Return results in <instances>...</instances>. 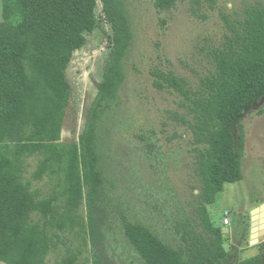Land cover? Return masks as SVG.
Listing matches in <instances>:
<instances>
[{"label":"trees","instance_id":"trees-1","mask_svg":"<svg viewBox=\"0 0 264 264\" xmlns=\"http://www.w3.org/2000/svg\"><path fill=\"white\" fill-rule=\"evenodd\" d=\"M110 31V53L85 127L76 143H62L61 134L70 85L66 69L96 22L97 0H2L0 22V264H46L59 235L79 229L92 247L91 264L107 259L104 212L100 206L103 177L98 169L99 122L119 98L126 78L124 59L133 39L121 0H99ZM178 0H156L160 11ZM213 70L192 90L184 79L155 70L156 89L170 88L187 103L194 142L204 145L197 157L201 180L198 217L202 232L184 247H170L146 227L123 219L124 236L142 264H224L225 231L215 226L207 206L226 184L243 180L245 138L241 119L264 97V4L248 5L243 17L227 22V33L212 52ZM38 157L31 175L61 176V188L48 198L32 189L27 159ZM62 199L55 222L52 203ZM86 206L85 220L79 216ZM58 209V207H57ZM37 215L38 222H31ZM42 223V224H41ZM263 248V246H261ZM78 253L66 250L56 264H77ZM231 262V261H230ZM229 262V263H230ZM238 264H264L263 254Z\"/></svg>","mask_w":264,"mask_h":264},{"label":"rangeland","instance_id":"rangeland-1","mask_svg":"<svg viewBox=\"0 0 264 264\" xmlns=\"http://www.w3.org/2000/svg\"><path fill=\"white\" fill-rule=\"evenodd\" d=\"M121 1L133 39L124 59L126 78L119 98L98 127V169L103 177L100 206L107 259L113 264H142L124 236L123 219L146 227L174 248L184 247L193 236L191 231L202 232L198 217L201 180L196 163L205 146L194 142L187 103L170 88L156 89L153 72L172 73L184 79L190 89L198 90L201 80L213 70L212 52L223 41L227 22L239 20L248 5L264 4V0H178L168 11L157 10L156 0ZM101 8L97 0L95 29L73 53L65 71L71 90L61 134L65 144L78 141L109 57L110 31ZM241 128L245 138L243 180L226 184L215 204L206 207L215 226L225 231V249L235 255L224 264L264 256V236L254 246L249 240L251 213L264 203V97L244 114ZM38 160L27 159L25 178L41 198L54 196L60 191L61 176L45 174L32 179ZM62 203L60 197L52 203L48 222L56 221ZM78 213L85 220V204ZM38 220L37 215L31 217V222ZM43 227L60 237L46 264H56L66 250L78 253L77 264H91L92 247L84 244L78 228L62 233Z\"/></svg>","mask_w":264,"mask_h":264},{"label":"water","instance_id":"water-1","mask_svg":"<svg viewBox=\"0 0 264 264\" xmlns=\"http://www.w3.org/2000/svg\"><path fill=\"white\" fill-rule=\"evenodd\" d=\"M250 246L258 244V238L264 236V203L251 213Z\"/></svg>","mask_w":264,"mask_h":264},{"label":"crops","instance_id":"crops-1","mask_svg":"<svg viewBox=\"0 0 264 264\" xmlns=\"http://www.w3.org/2000/svg\"><path fill=\"white\" fill-rule=\"evenodd\" d=\"M250 227V226H249ZM249 232H250V230H249ZM250 235V234H249ZM261 238V237H260ZM260 238H258V243H259V240H260ZM249 240H250V236H249ZM248 243H249V241H248ZM264 246V245H263ZM263 252H264V249H263ZM235 256V255H234ZM247 259V258H246Z\"/></svg>","mask_w":264,"mask_h":264},{"label":"built area","instance_id":"built-area-1","mask_svg":"<svg viewBox=\"0 0 264 264\" xmlns=\"http://www.w3.org/2000/svg\"><path fill=\"white\" fill-rule=\"evenodd\" d=\"M227 223H228L227 219H224V224H227Z\"/></svg>","mask_w":264,"mask_h":264}]
</instances>
